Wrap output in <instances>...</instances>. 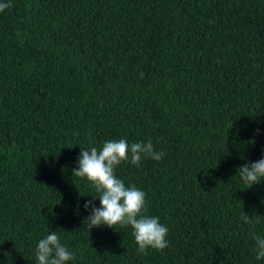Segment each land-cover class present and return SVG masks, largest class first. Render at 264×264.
Returning <instances> with one entry per match:
<instances>
[{
	"label": "trees",
	"instance_id": "trees-1",
	"mask_svg": "<svg viewBox=\"0 0 264 264\" xmlns=\"http://www.w3.org/2000/svg\"><path fill=\"white\" fill-rule=\"evenodd\" d=\"M0 3V264H38L52 231L67 264H264V181L238 175L264 158V0ZM119 139L164 153L115 169L168 227L163 251L84 223L100 201L73 176L81 149Z\"/></svg>",
	"mask_w": 264,
	"mask_h": 264
},
{
	"label": "clouds",
	"instance_id": "clouds-1",
	"mask_svg": "<svg viewBox=\"0 0 264 264\" xmlns=\"http://www.w3.org/2000/svg\"><path fill=\"white\" fill-rule=\"evenodd\" d=\"M9 7L10 3H0V12ZM163 155V152L155 150L151 141L129 144L126 139L106 141L99 150L96 147L81 149L73 176L86 178L91 182L92 187L99 193L94 197L100 201L99 207H96L93 200L84 204L85 210L91 212L84 221L88 229L103 225L115 228L117 224L131 226L139 254H146L148 249H166L170 243L167 239L169 229L160 222L159 217L144 214L146 193L135 185L126 186L125 182L115 175V169L122 162L128 161L139 167L143 159L160 161ZM238 175L248 188L264 181V158L240 166ZM241 220L245 224L254 223L252 217L247 214H242ZM252 239L256 259L264 260V236L253 232ZM35 256L38 264H67L74 259V254L61 243L57 231H52L39 240Z\"/></svg>",
	"mask_w": 264,
	"mask_h": 264
}]
</instances>
